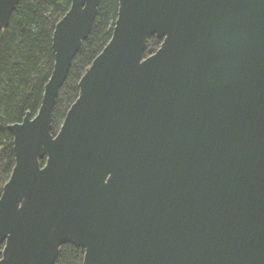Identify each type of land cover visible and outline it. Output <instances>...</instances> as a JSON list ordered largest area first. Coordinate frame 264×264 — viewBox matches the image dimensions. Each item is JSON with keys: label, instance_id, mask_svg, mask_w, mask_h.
Here are the masks:
<instances>
[{"label": "water", "instance_id": "water-1", "mask_svg": "<svg viewBox=\"0 0 264 264\" xmlns=\"http://www.w3.org/2000/svg\"><path fill=\"white\" fill-rule=\"evenodd\" d=\"M19 2L0 0V30ZM100 2L71 0L37 113L7 125L0 264H55L65 244L82 264H264V0H118L52 135Z\"/></svg>", "mask_w": 264, "mask_h": 264}, {"label": "trees", "instance_id": "trees-1", "mask_svg": "<svg viewBox=\"0 0 264 264\" xmlns=\"http://www.w3.org/2000/svg\"><path fill=\"white\" fill-rule=\"evenodd\" d=\"M70 4L71 0H20L9 26L0 30V195L15 163L7 125L21 122L27 112L31 116L37 113L54 63L52 34ZM117 10L118 0H101L92 29L59 90L52 112V135L57 134L78 96L81 76L110 40ZM161 42L156 36L148 37L144 55L154 53ZM44 163L45 159L40 160ZM83 254L82 248L62 245L55 264H82Z\"/></svg>", "mask_w": 264, "mask_h": 264}]
</instances>
